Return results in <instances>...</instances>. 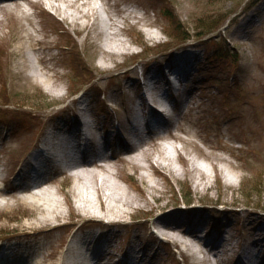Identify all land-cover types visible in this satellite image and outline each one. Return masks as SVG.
<instances>
[{"label":"rangeland","instance_id":"rangeland-1","mask_svg":"<svg viewBox=\"0 0 264 264\" xmlns=\"http://www.w3.org/2000/svg\"><path fill=\"white\" fill-rule=\"evenodd\" d=\"M73 2L52 1L74 16L81 15L80 10L88 9ZM105 2L112 8L117 24L111 31L124 29L113 41L120 39L125 49L119 53L116 50L117 54L111 58L106 54L109 47L102 48L105 36L100 34L101 22L96 15L90 19V28L80 31L82 26L71 25L64 15L40 0L35 7L38 16L30 15V20H23L18 29L19 22L15 19L20 20L19 12L13 10L12 17H7V27L4 33L1 32L3 38L0 39V250L5 249L7 255L15 252L21 256L19 264H31L44 257L49 261H66V258L79 261L76 254H73L74 260H70L65 244L74 234L84 231L83 227L78 228L83 223L86 225L88 218L77 208L78 202L73 195L76 181L66 175L69 170H58L44 182V186L52 183L50 188L60 201L64 215L59 222L61 227L41 235L37 231L44 227L41 218L44 213L21 198L18 191L11 192L10 189L15 187L14 176L21 168H26L32 154L49 146L45 144V136L50 128L58 126V121H67L70 125L73 121L70 116L77 117L76 98L71 95L78 88L86 93L90 102L86 117L100 125L114 124L117 119L121 127L126 109L140 91L136 79L143 69L148 66L152 70L161 69L169 60L197 49L196 54L202 56L186 82L188 103L177 105L183 111L178 126L191 130L188 135L179 134L188 145L182 149L175 141L177 149L169 148V157L163 159L158 147L166 143L157 139L154 133L147 140L150 143L146 155L149 162L144 161L145 169L125 166L121 159L126 156L123 146L114 148V155H107L104 164L113 171L111 189L122 199L115 205L124 212L128 207L123 204L132 196L142 209H134L126 217L109 215L106 207L99 210V195L93 188L94 183L89 181V194L98 210L94 216L105 223L118 221L114 227L103 230L107 233L110 249L126 247L125 254L127 250L131 253L139 249L142 257L136 259L137 264H238V253L246 246L248 256L264 264V0ZM105 2L93 0L101 19L106 18ZM39 4L55 15L39 14ZM118 10L125 13L118 14ZM27 12L33 10L27 9ZM131 12L144 20L128 16ZM166 14L181 23L191 36L189 41L179 42L172 38L171 20L165 17ZM208 21L210 23L203 25ZM211 22L214 26L219 25L215 33L198 37L209 30L207 24ZM35 29L43 33L37 34ZM22 31L24 34L34 32L40 44L50 47V53L55 56L61 78L54 92L37 81L31 82L30 89L17 85L24 80L18 75V59L14 60L9 52L12 47L14 49L11 36ZM156 34L159 38L154 37ZM62 45L70 50L62 49ZM40 46L36 50L39 51ZM141 93L144 94V90L141 89ZM176 129L177 126L170 132L179 133ZM168 142L174 143V140ZM193 143H197L206 155L199 154ZM58 147L56 144L53 150ZM178 151L183 153V160ZM102 154L106 156V152ZM194 156H199L198 163L204 168L201 176L192 169ZM207 156H217L225 161L219 163ZM229 166L235 171L234 179L227 172ZM144 175L149 176L145 181L151 180L150 183L157 186L154 194L161 198L159 201L154 202L150 183L147 185L142 180ZM56 178L62 187L60 192L52 182ZM67 194L73 200V206L67 202ZM182 195L188 196L192 204L184 205ZM143 200L148 205L144 206ZM7 201L9 203H5ZM156 207L161 209L152 211ZM167 210H173V213H165ZM158 216L161 221L177 226L175 230L179 236L185 233L179 243L170 242L161 235L155 222ZM125 235L131 238L122 246ZM214 238L221 248L209 247ZM222 248L231 249L223 255L220 254ZM254 254H258V258Z\"/></svg>","mask_w":264,"mask_h":264},{"label":"bare ground","instance_id":"bare-ground-1","mask_svg":"<svg viewBox=\"0 0 264 264\" xmlns=\"http://www.w3.org/2000/svg\"><path fill=\"white\" fill-rule=\"evenodd\" d=\"M40 0H0V14L3 15V18L0 19V39L3 38L4 29L7 27V17H12L11 12L13 10H17L19 12V18L20 20H17V29L19 26H22V21L23 20H30V15L38 16V13L35 11V7L37 3ZM43 1V0H42ZM46 3L56 11V13H60L64 15L65 20H67L71 25H79L82 26L80 31H86L90 28V19L93 16H97L98 22H101V29H100V34H104L105 39L102 43V48L104 46L109 47L108 53L106 51V54L108 56L113 57V55L117 54L115 51L117 50L118 53L121 51L123 52L125 49V44L123 41L120 39L113 41V39L116 37V35H119L122 33L124 29L122 28H116L115 31H111L112 26L115 25V15L113 14L112 8H109L107 3L105 1L107 0H101L105 6H104V12L106 13V18L101 19L98 17L99 14V8L93 4V0H74V4H80V7H88V9H82L80 10L79 16H74L72 14H67L66 10L61 7L60 5L53 4L52 1L58 2V0H44ZM65 1V0H63ZM41 6V10L39 14H44L49 17H52L53 14L46 9L43 4H39ZM73 5V4H72ZM33 10V12L28 13L27 9ZM72 7V6H70ZM118 14L125 13L122 10L117 11ZM116 13V14H117ZM100 16V15H99ZM128 16L133 17L137 19L138 21L144 20L142 17H138L136 14H133V12L129 13ZM32 23V22H31ZM94 24V23H93ZM92 24V25H93ZM147 25L146 23H143ZM117 24L115 25V27ZM93 27V26H92ZM34 29V28H33ZM37 34H42L43 31L40 29H35ZM34 32H29L27 34H24L23 31L20 33H15L13 36H11V42L14 44V49L12 47V50L9 52V54L12 55V58L14 60L18 59V62L16 63V67H18V75H20V78L24 80L23 83H18V86H27V88L30 89L32 86L31 82H39L43 84L46 89L50 92H54L57 81L61 78L58 74L57 67L58 65L54 62L55 56L52 55L49 50L50 47H47L46 45L40 44V40L36 39L37 35ZM155 38H159V36L156 34L154 36ZM10 43V42H8ZM40 46L39 51L36 50L37 46ZM53 48V47H52ZM49 50V52H45ZM104 50V49H103ZM31 51L32 54L29 52ZM26 52H28L27 55ZM137 90L139 91L140 88L138 87ZM156 90V87L153 86L151 87L150 91L154 92ZM188 103V100L183 101L182 103ZM144 106H146V103H144ZM81 127H85V122L81 120L80 122ZM175 131H178L179 133H171L165 132V131H158L156 133L157 139L164 141L166 144H161L158 147V153L159 155L164 159V157H169L168 156V149H177V146L175 145L176 142L180 143L183 147L187 146L188 143L182 137L179 135L180 133H183L185 135H188L191 130L185 128L183 125L177 126V129ZM197 134V133H196ZM57 141L54 142L53 146L54 147L56 144L60 143V138H56ZM174 140V143H170L168 141ZM176 141V142H175ZM149 142L146 140L140 142V143H132L128 144L127 146L122 147V151L125 152L126 156L121 158L123 161V164L125 166H131V167H137L139 169L146 168L144 161L149 162L146 158ZM193 146L199 151V154H205L203 149L199 147L197 143H193ZM143 148L145 150H143ZM217 148H221L217 146ZM142 150L140 152V150ZM138 151V153H136ZM183 153L181 151H178V156L182 160L183 158ZM196 155V154H195ZM4 157V156H3ZM199 157V156H198ZM198 157L194 156V164H192V169L194 173L199 174L200 176L204 172V168L198 163ZM214 160H219V163H223L225 160L223 158L217 157V156H212L208 157ZM107 161L106 156H100V155H95L92 160L88 159H79L73 162L67 169L69 172L66 174L70 176L71 178L74 177L76 181V186L74 187V198L76 197V200L78 202L77 208L81 210L83 213V216L87 217L91 223L95 222H100V219H95L94 214L98 211L97 210V205L94 203L93 199L91 198L89 194V181H92L93 188H95V191L98 193V203H99V210H103L105 207L107 208V213L112 216H119V217H126L125 215L129 216L132 214V211L134 209L141 210V206L137 204V199L129 196L126 201L124 202V206L128 207L124 212L120 207H117L118 205H115L116 201L121 202V198L118 194H116V191L111 189V184H110V177L113 173L112 170H110V166L107 165L105 167V162ZM2 163V160L0 161ZM21 168L20 170H22ZM65 169V170H67ZM229 176L231 179H234L236 177V174L234 169L229 166L227 169ZM107 172V173H106ZM109 173V174H108ZM149 177L148 175L143 176V181H145V178ZM57 178L54 179L52 182L56 184V189L60 192L62 191V187L58 185ZM151 181V180H150ZM148 180V182L150 183ZM147 180L144 182L147 185L149 183ZM152 182V181H151ZM52 183L49 186H44V183L42 182H36L34 184H30L27 187H24L20 190H16L17 188H11V192L13 193L14 191H18L21 196V198L26 199L27 201H30L32 204L36 205L43 213L44 215L41 217L42 220L44 221V227L40 230L37 231L38 235H41L42 233H50L57 228L61 227L59 222L61 219H63V210L60 204V201L55 198V194L52 191ZM55 188V187H54ZM149 189L152 191L151 196L154 200V202L159 201L161 198L156 197L154 194L155 191L157 190V186L152 183H150ZM9 190V191H10ZM4 196V195H3ZM6 198V197H4ZM8 199V198H7ZM67 202H69L73 206V200L71 197L67 194L66 196ZM144 206L148 205V202L146 200H143ZM9 203V201L5 202ZM125 208V207H124ZM155 209H161V207H156ZM165 213L170 214L173 213V210H167ZM56 222V223H54ZM156 224L160 228V233L161 235L166 238L170 242H175L179 243V239H183L185 236V233H182V235L179 236V233L177 230V226H173L169 222H163L160 220V216H158L157 220L155 221ZM54 223V224H53ZM117 221L114 220L110 224H107L106 227L110 228L114 225H116ZM250 239V238H248ZM196 243L200 244L199 241H196ZM256 241L254 242V244ZM190 246V244H189ZM205 246V245H204ZM202 248H204L202 246ZM215 248V247H214ZM221 248V246H220ZM78 249H71L68 250L70 253H75V251ZM231 248H222V252L225 254L227 251H230ZM204 250V249H203ZM202 250V251H203ZM204 252V251H203ZM205 253V252H204ZM117 257L116 254H113L110 256V258L107 261V264H109L112 260H114ZM118 262V261H117ZM120 263V262H119ZM3 264H17L16 263H8L5 261ZM30 264V263H29ZM31 264H72L68 261H49L47 259L42 258L41 260H37L32 262ZM73 264H77V262L74 261ZM81 264H85L84 262H81ZM87 264V263H86ZM261 264V263H260Z\"/></svg>","mask_w":264,"mask_h":264},{"label":"trees","instance_id":"trees-1","mask_svg":"<svg viewBox=\"0 0 264 264\" xmlns=\"http://www.w3.org/2000/svg\"><path fill=\"white\" fill-rule=\"evenodd\" d=\"M165 17H167V18H169L171 20V21H169V23L171 24L169 26V30H170V33H171L170 35L172 36V38L178 40L179 42H186V41L191 39L190 34L184 29V27L181 25V23L177 22L175 20V18H173L172 16L169 17L167 14L165 15ZM206 23H210V22L209 21L205 22V23H203V25L206 24ZM207 26H208L209 30L199 34L198 37L202 38V37L207 36L208 34H212L219 27V25L218 26H214L212 24V22H211V24H207ZM65 48H68V47L66 46ZM182 198H183V200H185V202L187 204H191L192 203V200L189 199L188 196H183L182 195Z\"/></svg>","mask_w":264,"mask_h":264}]
</instances>
